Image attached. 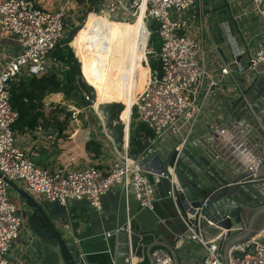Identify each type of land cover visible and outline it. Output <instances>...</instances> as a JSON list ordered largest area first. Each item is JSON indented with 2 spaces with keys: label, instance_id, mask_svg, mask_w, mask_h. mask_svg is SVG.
<instances>
[{
  "label": "built area",
  "instance_id": "obj_1",
  "mask_svg": "<svg viewBox=\"0 0 264 264\" xmlns=\"http://www.w3.org/2000/svg\"><path fill=\"white\" fill-rule=\"evenodd\" d=\"M197 1L116 0V4H121L125 11L134 10L136 15L144 13L149 32L147 54H150V24L157 25L160 49L155 51V58L159 60L161 70L151 69L148 82L133 105L137 121L147 124L152 134L143 137V150L132 155L129 151L130 122H125L126 136L122 152L114 146L116 158L106 170L98 165L52 170L37 165L33 160V156L38 155L39 144L31 150L22 149L17 144L14 125L19 119V112L11 102V83L52 72L60 74V71L68 68L55 54L66 44L67 9L62 6L50 11L33 0H4L0 5V33L14 37L20 45L19 52L0 68V264H11L8 255L21 241L22 231L26 228L20 205L10 196L11 182L23 180L29 192L65 207L74 201L86 200L96 211L103 209L105 195L120 186L126 204L124 228L131 229L134 217L130 214V204L133 200L141 209H155L156 186L151 176L168 179L167 196L172 199L184 225V229L176 234V249L185 240H192L205 250L201 264H225L223 246L229 238L227 230L203 214L207 200L202 207L194 208L187 200L179 199L181 188L176 166L160 167V147L157 143L165 136L168 139L182 136V129L188 126L186 133L173 147V151L180 152L195 134L214 91L228 81L241 96L245 95V89L257 78L259 67L264 66V0L238 1L239 8L248 6L251 12L258 15L257 19L262 21L259 27L261 31L252 34L250 30L238 26L244 47L238 52L231 50V54L224 57L218 69L219 77L208 71L201 61L204 52L202 40L184 30L185 17ZM238 17L234 16L235 21H238ZM71 41L68 42L69 46ZM242 57H246V62L242 61ZM145 63L149 64V61L145 60ZM81 78L84 81L82 68ZM209 128L220 129L216 122H211ZM221 130L224 131L223 128ZM37 135L38 139L47 136L41 128L37 129ZM48 137L52 138V135ZM111 141L114 142L113 138ZM258 165L259 162L254 166L255 171ZM207 228L218 233L211 235ZM118 230L108 232L107 237ZM244 230L245 225L239 224L230 231L231 235H235ZM152 256L154 264H174L172 254L165 247L155 248ZM139 260L144 258L132 254L130 264H137ZM229 264H264V226L250 239L231 248Z\"/></svg>",
  "mask_w": 264,
  "mask_h": 264
},
{
  "label": "crops",
  "instance_id": "obj_2",
  "mask_svg": "<svg viewBox=\"0 0 264 264\" xmlns=\"http://www.w3.org/2000/svg\"><path fill=\"white\" fill-rule=\"evenodd\" d=\"M33 1L38 6L50 11H56L64 6L67 9V25L70 28L71 25L76 24L78 18L87 13L89 8L87 0L84 2L81 0ZM3 2L4 0H0V5ZM235 2L238 1L198 0L185 17L184 30L202 40L204 52L201 61L206 69L214 73L216 77H219L218 69L223 64L224 57L229 56L231 50L238 52L244 47L243 37L238 34V26L242 27L243 22L234 19L239 9V6H235ZM110 3L114 6L117 2L103 0L102 6H106V4L109 6ZM92 13L98 14L95 11L89 12L81 28ZM141 15L142 13L139 18ZM141 24L144 29L139 26L136 30L148 31V27L142 19ZM72 49L74 50L73 47ZM19 50L20 45L14 37L0 33V68ZM73 52L76 54L75 51ZM242 61L246 62V57H242ZM133 83L134 77L132 85ZM62 95L61 92L51 93L45 97L43 102H51ZM132 106L133 102H129L126 108ZM38 110L43 115L40 117L37 127L25 128L24 130L14 128L17 144L20 148L31 150L39 144L38 155L33 156L37 165L52 170L98 165L106 170L114 162L116 152L114 145L110 144L113 143L111 141L113 137L108 135V128L105 129L107 124L105 126L101 123L104 130H96L89 121L78 123L66 121L65 113L58 114L60 120L50 123V107L43 105L37 108L34 113ZM51 121L54 122L53 119ZM211 122H216L220 129L211 130L209 128ZM38 128L47 134L46 138H37ZM222 128L224 131L221 130ZM257 131H264V76L256 78L245 89L243 96L228 81L224 86L214 91L210 98V106L206 108L195 134L178 153L177 162L180 164L181 171L190 181L210 180L215 182L221 175L230 177L229 171L231 170L237 175L249 170L251 165L254 164L255 166L257 162H254L259 161L258 159L262 155L260 151L256 152L254 136ZM211 132H215V134H211ZM103 133L107 136L101 135ZM48 135H52V138H49ZM91 140L98 141L102 145L99 147L100 153L98 155L89 145ZM115 145L118 147L116 143ZM172 153L168 152L165 155L159 153L160 167L171 165ZM257 170L264 174V165ZM151 180L156 186L155 209L153 211L141 209L135 200L130 204V214L134 217L131 227L135 232L142 234L141 242L146 247L155 239L174 242L176 234L184 229L172 199L167 196L168 179L151 176ZM13 183L29 193L41 205L66 239L75 240L78 243L86 264L115 263L117 233L111 237H107V233L116 231L126 224V204L120 186H116L105 195L103 209L96 211L91 208L86 200L74 201L65 207L58 203L49 202L40 194L29 192L23 180H17ZM261 190L250 191L245 195L242 194L241 197H247L246 200L249 199L251 202L263 200L264 195ZM10 195L12 200L20 205L26 226L22 231L21 241L15 244L8 255L10 263L43 264L52 262L54 255L51 249L40 245L38 237L35 238L38 242L39 251L44 253L41 256V252H39L38 256L35 249L32 250L31 254L28 253L26 248L33 238L32 231L28 227V218L35 208L12 186ZM35 223L42 228L46 239L54 241L52 233L48 227H45L41 215L36 216ZM207 231L211 235L218 233V231L208 228ZM148 237L152 239L151 243H147ZM177 252L182 264H201L205 256L204 248L192 240H185L182 246L177 248ZM145 258L148 259V262H145ZM145 258L142 261L139 260L137 264H151L149 258L147 256Z\"/></svg>",
  "mask_w": 264,
  "mask_h": 264
},
{
  "label": "trees",
  "instance_id": "obj_3",
  "mask_svg": "<svg viewBox=\"0 0 264 264\" xmlns=\"http://www.w3.org/2000/svg\"><path fill=\"white\" fill-rule=\"evenodd\" d=\"M81 1L84 2L85 0ZM87 2L89 4L87 13L92 11L99 12L102 9L103 0H87ZM102 20L103 17L98 14H90L85 27H74L65 41V46L55 52L68 66L62 77L58 73L52 72L41 77L32 76L11 83V102L13 107L19 112V119L14 125L15 129H33L38 126L39 119L43 114L39 110L36 113L34 112L37 108L44 105L43 101L50 93L63 92L65 95H68L72 91L78 92L83 88L87 89V91H92L90 87L82 82L81 62L83 63L84 71L86 66L91 63L94 67L93 69L98 73L100 103H102L101 100L105 97L104 93L120 94L126 105L128 102H133V99L135 101L134 94L137 96L145 88L147 81L146 74L150 71L149 66L142 65L145 60L148 61L147 54L143 48H146L148 45L149 32L136 30L135 24H131L122 29L121 35L115 38V41H117L116 46L112 52H109L106 49V44L103 42L106 39L101 37L102 34L98 30ZM80 28L81 30L79 31ZM150 28L153 32L150 37L151 46L159 37V34L155 23H151ZM110 30L115 31L116 29L114 27ZM71 40H73L71 45L74 48L76 56L81 62L78 61L71 47L68 45V42ZM159 49L160 43H158L156 50L158 51ZM96 50L100 51L98 56H96ZM140 65L142 66L140 67ZM150 66L152 71L161 70L158 59L151 60ZM133 77L134 83L132 85ZM104 110L107 113V128L111 132L115 143L122 149V144L125 141V125L119 120V117L121 113L122 117L124 116V105L122 103H112L105 106ZM133 117L129 151L132 155H137L144 148L143 137L146 134L151 135L152 130L147 124L137 121L136 112H134ZM126 120L130 121L129 112L126 113ZM89 145L95 150L96 155L100 153L99 147L102 146L100 142L91 140ZM151 242L152 239L148 237L147 243ZM145 262H148L147 258H145Z\"/></svg>",
  "mask_w": 264,
  "mask_h": 264
},
{
  "label": "water",
  "instance_id": "obj_4",
  "mask_svg": "<svg viewBox=\"0 0 264 264\" xmlns=\"http://www.w3.org/2000/svg\"><path fill=\"white\" fill-rule=\"evenodd\" d=\"M264 76V66H260L257 73V78ZM215 134V132H211ZM256 152L262 153L258 159V168L264 165V131H257L254 136ZM179 151H173L170 159L171 165H175L176 175L180 183L181 190L178 192V197L181 201L187 200L194 208L202 207L207 200V205L203 207V214L206 218L212 220L221 228L227 230L229 238L223 246L224 263L229 264L230 250L233 246L243 243L250 239L260 228L264 226V199L251 202L246 198L241 197L242 194L262 189L264 195V174L254 170V164L249 170L240 174H234L229 171L230 177L221 175L215 182L210 180L190 181L187 176L181 171L180 164L177 162ZM11 186L15 188L25 199H27L35 208L34 212L29 215L28 227L32 231V241L28 243L26 248L31 254L34 249L39 256L37 237L40 245H44L51 249L53 253L52 262L43 264H86L84 258L80 255V248L75 240L66 239L60 229L49 218L45 210L39 203L26 191L18 188L13 182ZM260 192V193H261ZM259 193V194H260ZM252 199V198H250ZM41 215L45 222V227H48L52 233L54 241H49L45 238L42 228L35 223L37 215ZM244 224L245 230L231 235L233 226ZM36 237V238H35ZM142 234L135 232L134 229L120 228L117 232V247L114 264H130L131 255L141 258L146 256L151 264H154L152 256L155 247H165L173 256L174 264H182L178 255L174 242L155 239L153 243L144 246Z\"/></svg>",
  "mask_w": 264,
  "mask_h": 264
},
{
  "label": "rangeland",
  "instance_id": "obj_5",
  "mask_svg": "<svg viewBox=\"0 0 264 264\" xmlns=\"http://www.w3.org/2000/svg\"><path fill=\"white\" fill-rule=\"evenodd\" d=\"M112 1L116 2V0H112ZM235 6H239V3L235 2ZM250 10H251L250 7L246 6L245 8H239L236 14L239 15L238 17L239 21L243 22L242 28H244L245 30H250L252 34L259 33L261 31L259 27L262 24V21L260 19H257L258 15L255 12H251ZM245 11H247V13L245 15L240 16V14H242ZM97 13L99 16L103 17V20L100 23L98 30H100L99 32L102 34L101 37L106 39V41H103V42L106 44V49L109 52H112L113 48L116 46L117 41H115L116 40L115 38L121 35V31L123 28H126L127 26L131 24H135L136 29L139 26H141V28L144 29L141 24V19L139 18V15H136V11L134 10L125 11L121 4H115L114 6L111 5V3L109 4V6L107 4L106 6L103 5L102 9ZM87 16H88V13H85L84 16H81V18H78L76 24L71 25V28L67 25V37L70 34V31L72 28L81 27V25L84 24ZM85 25L83 26V28L85 27ZM114 27L116 29L115 31L110 30V29H113ZM108 30L110 31L108 32ZM151 33L153 32L151 31ZM158 43H160V37H158L155 40V42L149 47L150 54H147V51H148L147 47L143 48L145 50V53L147 54L149 64L145 63L144 61L142 65H147V67L149 66L151 69L150 61L156 59L155 51H157L156 48H157ZM86 48L89 49V47L87 46ZM99 54H100V51H97L96 56H98ZM75 57L79 60L76 54H75ZM127 64H129V62H127ZM142 65H140V67ZM93 68L94 67L91 63L86 66L85 71H83L85 78H84V81H82L85 83V85L90 87L92 91H87V89L83 88L79 90L78 92L72 91L68 95H65L63 92H61V94L63 95L60 98L52 100L51 102H44V105L46 107H50V112H49L50 113V123H55L59 119L58 114L65 113L64 118L66 121H70L72 123L89 121L91 125L95 126L96 130H104V127L101 125V123L105 124V126L107 124V113L105 112L104 107L112 103H122L124 105L125 112H124L123 117L121 113L119 120L122 123H124L125 128H126L125 122L128 124L130 122V131H131V122L134 121L133 116H134V112H136V109L133 108L134 106L126 108V104L124 103L123 99L120 97V94L118 93H110V94L104 93L105 97L101 100L102 103H100V92L98 89L99 77H98L97 71L94 70ZM59 73H60L59 74L60 77H62L64 71H60ZM147 76H148V73L146 74V77ZM134 97L136 98L135 94H134ZM133 102H134L133 103L134 105L135 104L134 99H133ZM209 106H210V102L208 103L206 108H208ZM127 112L130 113L129 122L128 120H126ZM51 119H53L54 122H52ZM187 128L188 126L182 129V136L186 133ZM105 129H107V127ZM107 132L110 134V131L108 129H107ZM101 135H106V134L103 133ZM182 136L171 137L170 139H168V137L165 136L162 139H160L157 143V146L160 147V154L165 155L168 152H172L174 145L177 144L181 140ZM110 144H113L114 146H116L115 142L110 143ZM122 148H123V144H122ZM119 151L122 152V150L120 149Z\"/></svg>",
  "mask_w": 264,
  "mask_h": 264
},
{
  "label": "bare ground",
  "instance_id": "obj_6",
  "mask_svg": "<svg viewBox=\"0 0 264 264\" xmlns=\"http://www.w3.org/2000/svg\"><path fill=\"white\" fill-rule=\"evenodd\" d=\"M140 18L142 19V20H144V13H142V15L140 16ZM145 21V20H144ZM145 29H147L146 28V26H145ZM74 51V50H73ZM80 60V59H79ZM81 62V61H80ZM81 64L83 65V63L81 62ZM83 67H82V73H83ZM150 71H151V69H150ZM150 71H149V73H148V76L146 77V79H147V81H146V84H147V82H148V79H149V75H150ZM84 78H85V76H84V74H83V80H84ZM144 90V89H143ZM142 90V91H143ZM136 100H137V96H136V98H135V102H136ZM129 103V102H128ZM127 103V104H128ZM98 105H99V103H98ZM126 107H127V105H126ZM132 112V111H131Z\"/></svg>",
  "mask_w": 264,
  "mask_h": 264
}]
</instances>
